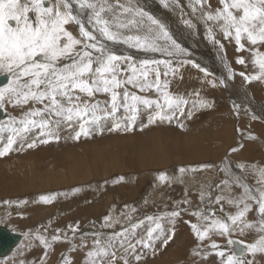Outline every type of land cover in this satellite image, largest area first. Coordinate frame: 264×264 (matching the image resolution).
Instances as JSON below:
<instances>
[{"label":"snow or ice","instance_id":"1","mask_svg":"<svg viewBox=\"0 0 264 264\" xmlns=\"http://www.w3.org/2000/svg\"><path fill=\"white\" fill-rule=\"evenodd\" d=\"M161 2L165 7L168 6L166 0ZM219 2L222 7L213 11L211 5L207 4V0H195L193 11L197 10L198 5L201 10V19L205 22H213L225 38L234 36L240 50L244 49V44L241 43L242 37H246L252 45L264 43V0H219ZM185 23L195 27L191 20ZM71 24L78 26L79 36L73 35V32L68 30L67 26ZM86 25H90L92 30H89ZM132 30H135V35L126 34ZM208 32L210 38L215 40L212 27L208 28ZM104 41L128 44L144 51L159 52L168 57L187 51L172 38L160 20L144 11L143 8L132 5L130 0L128 3L122 0H0V73L8 76L7 84L0 87V109L6 108L9 104L13 107H23L30 103L33 105L24 112L23 119L19 121L21 127L16 126L15 117H10L6 124H0V134L11 133L7 143L0 148V157L12 152L14 145L17 144V137L29 132L32 128L44 130L41 132L42 136L59 140V136L52 131V126H58L61 121H82L73 139L89 137L90 125L98 124L105 115L113 116L122 107L133 113L130 116L133 125L136 119L135 113L139 110L137 105L148 108L156 105L160 109L148 120V124L155 123L157 120L171 122L172 116L164 113L165 106L172 109L187 103L182 97H174L169 92L162 91V88H167L168 83L164 82L163 86L161 85L159 65L162 64L175 75L177 69L171 66V61L144 59L137 67L135 63H130L132 57L117 55ZM220 46L223 47V45ZM255 62L261 70L260 75L246 77V79L255 80L264 76V56L258 55ZM188 63L196 68L200 67L189 60L182 61L181 65ZM238 63L244 64L245 61L239 59ZM150 65L156 67L149 68ZM150 71L155 74V79L151 82L148 81ZM201 71L207 74L206 69ZM229 73L231 74V69ZM164 75H169V72L166 71ZM241 75L244 74L241 73ZM127 85L137 87L141 92L155 88L156 92L162 93L164 103L161 104L159 99L130 93L125 87ZM121 88H124L123 92L119 91ZM98 93L110 95V100L105 102L103 108L99 101L93 102V98ZM98 112H102L103 115H97ZM252 118L257 119L255 116ZM120 128L121 125L117 123L116 129ZM123 130L131 131L132 126L126 123ZM250 138L255 139V137ZM51 139H40L38 142L47 144L51 142ZM35 147H37L36 141L27 144L29 149ZM19 150H23V146ZM236 150L232 149V151ZM200 167L209 168L212 165L206 164ZM239 167L245 166L239 165ZM195 170L192 169V171ZM222 170L230 172L227 165ZM253 170L259 177L257 182L261 185L260 188L253 189L240 176L234 174H231V183L228 179L222 181V184L229 189L232 185H236L243 190L239 198H227L228 203L234 204L237 208L236 213L227 219L231 222V226L238 223L243 225L240 228L241 233L244 228L253 227L251 222L244 219L252 211V204L248 201H253L257 205L256 210L260 217L257 230L264 233V168L257 169L253 166ZM186 171L188 170L185 168L179 169L181 174ZM158 178L161 182L170 179L165 173H161ZM75 191L79 192L80 189ZM55 198V195H42L39 201L49 204ZM214 199L216 203H219L224 197L217 196ZM5 203L13 202L5 201ZM18 203L22 205L27 201ZM179 214V211H172L164 215L175 218ZM196 215L208 221L215 216V212H212L211 216L201 213ZM147 220L155 227L147 231L146 241L140 240L138 243L154 253V240L162 238L163 246H167L172 235L165 234L159 222L160 218L148 216ZM109 221L111 217L106 218L105 224L108 225ZM143 224V220L132 223L130 227L113 233L103 242L100 239H94L95 247L87 252L89 264H116L117 254L113 251L116 244L123 245L135 229ZM231 226L220 219H211V223L203 227L192 224L195 235L201 241L213 229H218L221 235H230L233 230ZM69 228L73 232L76 231V228L71 225ZM157 230L159 233L154 236ZM59 232L60 230L57 229L56 234L50 237L39 230L35 232V241H38L45 249L41 264H44L48 252L52 250L53 242L62 239ZM25 236L32 237L33 233H26ZM63 239L67 240L68 237L65 235ZM236 243L244 245L239 253L228 252L227 249L216 252L222 258V264H252V259L244 258L246 254L253 258L257 253L264 254V234L251 244L228 240L229 245ZM31 246L32 240L29 239L25 248ZM129 247L135 254V260H141L142 256L135 252L136 246L129 243ZM211 247L219 249L220 246L214 242ZM194 254L200 255V251L194 250ZM120 259L123 260V264H128L126 258L120 257ZM19 264H25V262L21 260ZM62 264H71V261L65 257Z\"/></svg>","mask_w":264,"mask_h":264},{"label":"rangeland","instance_id":"2","mask_svg":"<svg viewBox=\"0 0 264 264\" xmlns=\"http://www.w3.org/2000/svg\"><path fill=\"white\" fill-rule=\"evenodd\" d=\"M149 1L152 2V0H149ZM176 1L179 4H181L180 5L182 6L181 8H185L183 9V11L185 12L183 14L188 15L189 13L187 12L192 11L191 9L193 8L192 1L190 2L189 5H187L186 1H183V0L182 1L176 0ZM139 2L144 5L143 0L141 1L137 0V3L134 0H130V3L132 5H134L135 3V6L137 7L141 6L140 8H145V6H143ZM207 4L212 5L211 10L213 11L216 8L222 7L219 0H207ZM207 4L205 5V8H207ZM154 6L158 8V6L156 5ZM195 12L193 13V15H197L195 14ZM204 22L205 21L201 22L200 25L203 27H209V23L207 22L204 23ZM78 32L79 30L77 29V35L79 36ZM229 38L235 43L234 45L238 47V45L235 42L234 36L229 37ZM241 43L245 45H249V48H250L249 55L250 56H246L243 60L248 66L250 65L252 66L251 69H248V72H245V75H241V73L243 72H240L237 70L235 71V69L234 71L231 70V74L233 73L232 75L229 72H227V74L223 73L224 75L219 74V76L218 75L216 76V78H218L219 81L216 78H214L213 82L217 83L218 87H220L221 90L226 91L225 97H228L233 102V105L235 106V108L238 110V113L236 112V114H234L236 117L235 124L233 125L231 124L234 127V134L236 137V141L231 147H229V151L225 156L229 158L230 155L232 156L236 155V157L234 158L236 159V161H238V165L245 166L244 168H240L239 170V174H241L240 177H242L244 182L247 183L250 187H252L253 189H256V188H260L261 185L257 182L259 177L257 173L253 170V166H255L257 169L264 168V120L256 116L254 113L252 114L251 117H249L246 120V122H243L245 119L243 118V116L242 117L240 116L239 109L243 110L246 108L247 110H251V108L247 107V101L245 98H242L240 95H237L235 92H230L229 87L228 89L225 90V86L223 85V82H221L222 78L223 80L229 79L230 81H235V77L241 78V79H245L243 88L245 87L247 88V86L252 84V82L255 83V80L257 79L249 80V79H246V77L260 75L261 70L255 61L258 55L264 56V43H258L256 45H252L246 39V37H242ZM238 51L236 53L238 54L237 56L240 55ZM248 57H252V59ZM137 59H140V58H137ZM247 59L251 61L248 62ZM153 60H168V59L164 57V58H157ZM173 60L174 59H172V61ZM238 60H239L238 58L235 59V67L240 68L243 64L238 63ZM130 63H135L137 67H139L140 65V61L132 60L130 61ZM159 66H163V65L161 64ZM149 67H156V66L150 65ZM1 75H6V74L0 73V76ZM208 76L210 75L208 74ZM232 76L234 78H232ZM161 78L162 77L160 76V80ZM154 79H155L154 73H153L152 78L148 76L149 82L153 81ZM260 79L264 82V76H261ZM230 86H234L236 89L237 85L235 83H232ZM125 87L130 93H134L136 95L144 96V97L151 98V99H159L161 104L164 103V100L160 98V96H162V93L156 92L155 88H153L152 90L141 92L139 91L137 87H133L131 85H127ZM263 87H264V83L260 85L259 90H260L261 95L259 94L260 96L259 99H253L256 97L255 92H251L248 89H245V92H247L251 96V100L253 99L252 105L254 106L255 109H256L255 101L264 105ZM119 91L123 92L124 88L119 89ZM109 100H110V95L104 94V93H98L93 98V102L95 101L100 102L101 108H103L105 106V102ZM35 106L40 107V105H35ZM31 107H33L31 103L23 107H20V106L13 107L10 104L7 105L6 110L8 112V116L6 119L1 121L2 123L1 122L0 123L6 124L8 123L10 117H15L17 120L16 126L21 127V125L19 124V121L23 119L24 112L27 111V109ZM109 107H110V104H109ZM155 107L157 106L156 105L152 106V108H155ZM137 108L139 109L138 111L140 112L141 115H139L138 112H136L137 114L135 113L137 119H135L134 125L132 124V121L130 120V116L132 115V113H130L126 108H123V107L120 108L118 111L119 113H122V111L124 110L123 112H125L129 116V122H127V124L132 126L131 131L123 130V126L125 124H122V125L120 124L121 128L117 130L115 123H113V125L109 127H108V124L106 127H102V122L99 121L100 123L98 122L99 123L98 125L96 124V125L89 126L91 128V134L89 137L82 136L79 140H75L73 139V137L75 136L77 129H76V125H74L72 122H77L78 120H74L72 122L61 121L60 123H62V125H67L68 130L64 132H60V133H58L56 130L54 131L55 135L59 136V140L51 139L47 136H42L41 132L44 130L39 129V128H32L29 130V132L21 134V136H25V138H27V142L21 145L23 146V150H19L21 146L16 147L14 145V150L12 152H10L9 154L3 157H0V225H3L5 228H10V229L12 228L13 232L17 234L22 233V232L33 233L32 237H27L28 239L32 240V245L34 244L32 246L33 247L32 253L31 254L26 253L27 255L25 253H23L22 255L21 254L18 255V253L21 252L25 247L23 246L25 243L22 244L23 247L20 246V248L13 255L14 258L12 257L13 259L12 258H11L12 260L10 259L13 262L12 264H18L21 260H23L25 264H33V262H35V264L37 263L41 264V260L44 257L45 249L43 248L42 245L39 244L38 241H35L34 231L36 232L37 230H39L41 232H44L45 234V229H47L46 231L47 233L49 231H52V230L55 231L59 229L60 232L58 234L62 237L63 232H65L66 229H69L70 225L73 226V228H76V231H75L76 233L77 232L80 233V232H83L85 228H89L93 224V222H94V225L96 226L95 228L96 229L99 228L97 219L106 220L107 217H111V221H109V224L110 222L111 224L110 225L108 224L109 226L105 224L106 233L110 230L111 231L113 230V232L110 231L109 233H107L108 238L113 233L119 232L123 228L130 227L132 222L135 221L136 223H138L140 220H143L144 224L141 225L139 228L135 229L134 233H132L126 239V240H128L129 238L131 240L137 239L138 241L140 240L146 241L147 231L150 228L155 227V225L152 222L147 220V217L152 216L154 218H160L159 222L161 223L165 231V234L173 236L174 234L172 233H174L175 231L172 230L173 232L171 231L172 232L171 233L169 232V230L175 227L174 229L177 232L182 231L186 233L187 237L190 239L192 235L193 237L191 239L192 245L190 244L191 246L187 249L188 256L192 255L191 257L198 258L199 260H201V258L203 260H206L208 256H210V254L212 253L211 256L213 255L216 256L214 260L216 264H222V258L216 254V251H214L215 249L211 248V245L214 243V241L216 244H218L217 242H219L220 243L219 245H221L222 243L225 246L228 245L229 239H233V240L237 239L238 241H243L245 244H251L255 242L260 237V235L264 234L257 230L258 221L260 219L259 214L257 213V210H256L257 205L253 201H248V203L252 204V211H250L244 219L253 224L252 228H244L243 233H241L240 228L243 227V225H240L238 223L235 226H231L230 224L231 228L233 229L230 235H227V234L221 235L218 229H213L215 230V232L213 233L210 231L211 233L209 234H211V236L208 234V237L210 236L209 240L207 237L203 241L199 240L197 236L195 235L191 225L194 223H197L198 225L199 223V225L203 227L211 223V220H208V222L202 219L199 220L198 216L196 215V212H198L197 209L200 208V209H203V211H205L206 209H209V207L204 206V204L202 203L200 196H199L200 187L198 185H197L198 187L197 186L193 187V188H197L196 190L197 192L194 191L195 193L194 192H192V194L190 193V195H192L193 198L192 197L188 198L187 194L185 196L186 189L182 187L184 185L183 183L186 182L187 180H188L187 181L188 184L191 182L194 183L196 182V179H197L196 183L200 184L201 182H203L202 179H204L205 181H209L208 179L207 180L205 179L206 174H208L209 178L210 177L212 178L211 174H214V171H215V174L217 172V175L219 174L218 175L219 179L217 180V182L215 180L212 181L211 188L216 187V190L218 192L216 197L224 196V199H221L219 203L217 204L214 202L213 207L217 208V210L220 212L218 213V215L216 213L215 214L216 217L214 216L212 218L220 219V220H222V218L223 219L226 217L228 218L230 215H234L237 211V208L234 204L228 203L226 196L232 197V198H239L243 190L236 185H232L231 188L229 189L228 187L222 184V181L225 180L226 176L221 172L220 169H217V167L222 166L223 164L222 162L225 160L221 162H215L213 160L208 159L205 161L190 162L189 158H185V160H183L184 158L180 152H172V151L167 152L165 150L163 153H161L162 158L164 159V164L162 166H158L155 168L153 166L149 168L142 167L141 162L144 156L141 155L140 157L139 156L140 152H137V151L135 152L133 151V149L136 145L140 143L141 144L144 143L143 141H145L149 135L145 134L141 126H138L137 121H140L141 119H143L144 114H145V116L148 118L147 121L145 122L146 125H153L155 128H153L152 131L159 132L162 135L160 136V139L162 141H164L165 138H167V139H170L169 142H171L172 144L173 143L179 144V141L181 140V137L183 135L181 132V126L183 127V125H182V122H180V120L184 116H187L186 120H189L191 115H193V111L187 110L188 109L187 103L181 105L179 107L180 109L173 108L174 111L168 110V108L165 106L164 113L172 116L171 122H168V121L162 122V121L157 120L155 123L148 124V120L153 115H155L157 111L154 113H150L151 111L150 109L152 108H148L144 105H137ZM97 115H103V113L98 112ZM253 116L257 117V119H253L252 118ZM107 117L109 116L105 115L103 116L101 120ZM71 124H73V126H71ZM55 126L56 125H53L52 129ZM157 126H160V127H157ZM220 128H222L221 125L219 127L215 126L213 133L210 135L207 134V136H210L209 137L210 140L214 138L213 136L217 135L216 133ZM2 134L5 135V138H3V140H5L8 138L6 136H9L8 134H11V133L5 132ZM2 134H0L1 139H2L1 137ZM250 137H255V139H252ZM40 139H51V142L47 144H40L38 142ZM258 139H259V142H258ZM33 141L37 142V147L31 148V149L27 148V144ZM233 148L237 150L232 151ZM104 151L106 152L104 153ZM76 154L81 155V157L84 156L87 159V161L89 160V170L87 172L86 171L84 172L82 170L81 165L79 164L75 165L74 160H75ZM94 154L104 155L103 157L104 161L100 160L94 166V162L91 159L92 155ZM241 161L243 163H241ZM30 163L32 165H30ZM206 164L212 165V167H209V168L200 167ZM216 165L217 167L214 168ZM180 168H185L190 172L186 171L185 173L182 174L183 176L182 179H179L178 182L175 181V183H172L170 179L171 178L173 179V176L177 175ZM192 169H196V170L193 171L192 173ZM161 173H165L170 178L166 182H161V187L159 188L161 190V193H160L161 198L160 197L158 198V196L150 197V202H152V204L150 202H147L143 210H138V209L133 208V206L138 205V203L141 202L142 197L144 198L147 195L148 191L153 186H155L154 185L155 183L152 182V180L154 181V178H155L154 176H159ZM18 174L21 175V178H19ZM195 174H198V175H195ZM195 176H197V178ZM121 177H123V179H120ZM189 178L195 179L194 182L193 180L191 181ZM18 181L20 184L18 188L19 192L17 193L12 192V191L10 192V190H12L11 188L13 187V184ZM208 183L210 184V181ZM30 184H33L32 187L27 189ZM21 188H22V191H21ZM33 188L35 189L32 190ZM75 189H80V191L77 192L75 191ZM134 193H136V195ZM207 194H211V193H207ZM42 195H55L56 198L55 200L52 201V203L45 204L39 201V197ZM110 196L112 197V200L108 201V198ZM5 201H12L13 203L7 204L5 203ZM19 201H27V203L21 205L18 203ZM108 202H110L108 210L103 211L105 208L104 206ZM186 202L188 203L187 205H186ZM202 205L203 207H201ZM90 208H93V211L89 212L86 210ZM173 209L174 211L175 209L179 210V213H180L178 216L179 218L178 217L172 218L170 216L164 215L165 213L172 212ZM84 210L86 211L83 212ZM126 211H128L127 214H125ZM203 211L198 212V213L202 214ZM98 212H99V215H97ZM131 212L133 215L131 214ZM160 213H161V216H160ZM126 217L127 218L131 217V218H128L127 220ZM105 220H104V223H105ZM183 222H185L186 225ZM176 224L179 225V227ZM158 233H159V230H157V233H154V236L158 235ZM137 235L140 238H138ZM214 237H216L217 240L219 241H216ZM212 238H213V241H212ZM137 240H135L136 242L135 252L137 250L136 253H138L140 248H142V253L141 254L139 253L142 256V259L139 261L135 260V254L133 253L132 249L129 247L128 252L131 253V256H128V255L126 256L127 257L126 259L128 260V264H148L151 261L155 260V256H156L155 254L162 252L165 248L162 242L160 243V241H162V238L160 240H154V248H155L154 253L151 249H148V248L143 249V246L140 243H138ZM210 240L212 243L210 242ZM198 243L199 244L202 243V244L199 245ZM84 245L90 246L92 249L95 247L93 243L81 241L80 239H76L74 242L73 241L66 242V240H64L62 237L60 241L53 242L52 250L48 252V256H47L48 258L44 260V264H50V263L51 264H59V263L62 264L63 257H64L63 254L65 253H66L65 254L66 258L69 257L68 259L72 261L71 262L72 264H77L79 262L75 258L76 251L83 248ZM69 246L70 247L73 246V248H75V251L72 250L74 253L72 251L71 253L69 252L70 251ZM202 247L205 250H207V252H204L205 250ZM195 249L196 250L198 249L200 251V256L194 254ZM16 254L17 256H15ZM53 256L55 257V259H53L54 261L52 260ZM251 259H252V264H257V262L258 264H261V263L264 264V254L257 253L255 257L254 258L251 257ZM10 260L8 259L2 260L0 258V264H8V261ZM86 263L87 262L84 260L83 263L81 262L80 264H86ZM116 264H123V261H120L119 257H117Z\"/></svg>","mask_w":264,"mask_h":264},{"label":"bare ground","instance_id":"3","mask_svg":"<svg viewBox=\"0 0 264 264\" xmlns=\"http://www.w3.org/2000/svg\"><path fill=\"white\" fill-rule=\"evenodd\" d=\"M134 1L137 3V0H134ZM139 1H141V0H139ZM180 1H182V0H180ZM183 1H186L187 5H189L191 1L193 2V4H195V0H183ZM122 2L128 3L129 0H122ZM143 2H144V5L142 3H140V2L139 3L142 4L143 6H145V8H143L144 11L148 12L150 15H152L155 18H157L158 20H160L166 26V28L169 31V33L171 34L172 38L182 48L187 50L186 53H182V54L174 55L172 57H168L167 55L159 53V52L144 51V50H141V49H138V48L131 47L128 44L112 43V42H109V41H104V42L117 55L130 56V57H132V60H134V61H142L144 59L153 60V59L164 58V57L167 58L168 60H170L171 61V66L176 68L177 71H176L175 75H173V74H171L169 69H166L164 66H159V71L162 74L161 75L162 78L160 80L161 81V85L163 86L164 82L168 83L167 88L166 89L162 88V91L163 90L167 91V92H169L170 95H172L174 97H182L184 100H186L187 104H188V109L187 110L188 111L192 110L193 111V115H191L189 120H186L187 116H184V117L181 118L180 122H182V125H183V127L181 126V132H182L183 135L181 137V140L179 141V144H176V143L172 144L171 142H169L170 139H167V138H165V140L162 141L160 139V136H162V135L159 132H153L152 131V129L155 128L153 125H146L145 122L147 121L148 118L144 114V118L141 119L140 121H137V124H138V126H141V128L144 130L145 134H148L149 136L147 137V139L145 141H143L144 143H142V144L140 143V144L136 145L134 147L133 151L140 152L139 153L140 157H141V155L144 156V158H143V160L141 162V166L144 167V168H149V167H152V166L155 168V167H158V166H162L164 164V159L162 158V154L161 153H163L165 150L167 152H169V151L180 152L181 155L184 158L183 160H185V158H189L190 162L205 161V160H208V159L213 160L215 162H221V161L225 160V161L222 162L223 163L222 166L217 167V165H216L214 168L217 167V169H220L221 172L226 176L225 179H228L231 182V179H232V175L231 174H234L235 176H241V174H239L240 167L238 165V161H236V159L234 158V157H236V155L235 156L230 155L229 158H227L225 156L228 153V151H229V147H231L236 141V137H235V134H234V127L232 125L235 124L236 117H235L234 114H236V112L238 113V110L233 105V102L228 97H225L226 91L221 90L220 87H218L217 83L213 82V80H214V78H216L217 75L219 76V74H222V75H224L223 73L227 74V72H229V69H231L233 71L235 69V71L237 70V71L243 72V74L245 75V72H248V69H251L252 66L251 65L248 66L246 63H244L240 68H237V67H235V59L236 58L244 59L246 56H250L249 55L250 54L249 45H245L244 44V49L240 50L239 46L236 47L234 45L235 43L230 38H225L224 37V35L220 31L219 27H217L213 22L208 21L207 23H209V27H212V29H213L212 35L215 37V40L210 38V35H209V32H208V28L209 27H203V26L200 25L201 22H203L205 20L201 19V10H200L198 5L196 6L197 10L195 12V14H197V15H193V13H194L193 12V8H191L192 9L191 12H189L187 10L188 11L187 13H189V14L185 15V14H183V13H185L183 11V9H185V8H181L182 7V6H180L181 4H179L176 0H166V3L168 5L167 7H165L164 3H162L161 0H152V2L149 1V0H143ZM193 4H192V7H193ZM134 5H135V3H134ZM154 5L158 6V8H156ZM139 7H141V6H139ZM188 20H191L192 23L195 25V27H190L188 24H186L185 21H188ZM204 23H206V22H204ZM67 27H68L69 31L73 32V35L78 36L77 35V29L79 30V28H78L77 25L71 24V25H68ZM86 27H89V30H92L90 25H86ZM126 34L135 35L136 32H135V30H132L130 32H126ZM220 45H223V47L221 48ZM238 49H239V51H238ZM237 51L240 53L239 56H237L238 54H236ZM137 58H140V59H137ZM222 58H223V60H222ZM248 58L252 59V57H248ZM172 59H174V60L172 61ZM184 60L194 61L196 64L200 65V67L196 68L191 63L182 64L181 65V62L184 61ZM250 61L251 60H248V62H250ZM149 68H153V67H149ZM201 69H206L207 70V74L204 71H201ZM166 71L169 72V75H167V76H165L163 74ZM149 73H150L149 77L152 78L153 77V72L150 71ZM208 74L210 76H208ZM237 77H239V76H237ZM232 78H234V77L232 76ZM211 79H212V81H211ZM216 79L218 80V78H216ZM221 82H223V85L225 86V90L228 89V87H229V91L230 92H235L237 95H240L242 98H245L246 101H247V107L251 108V110H247L246 108L243 109V110L239 109L240 116L241 117L243 116V118L245 119L243 122H246V120L249 117H251L252 114H254V113H255L256 116H258L259 118H262L264 120V105L261 104V103H258L257 101H255L256 109L252 105V102H253L252 100L253 99H259L260 98V96H259V94H260V90H259L260 89V85L264 83L261 79L255 80V83L252 82V84L248 85L247 88L246 87L243 88V84L245 83V79H241V78H236L235 77V81H230L229 79H224L223 80V78H222ZM232 83H235L237 85L236 89H235L234 86H230ZM245 89H248L251 92H255V96L256 97L259 96V97H257V98L255 97V98H253L251 100V96L247 92H245ZM263 89H264V87H263ZM160 98L163 99V95L160 96ZM202 104H206L208 106L202 107L201 106ZM0 110H2L3 115H4L3 120L6 119L7 116H8V112H7L6 108L0 109ZM150 110H151L150 113H154L156 111H160V109L158 107L152 108ZM168 110L174 111L173 108L172 109L168 108ZM123 111H122V113L118 112V113H115L113 116H109V117H107V118H105L103 120H100V122H102V127H106L107 124H108V127H109V126L113 125V123H115V124L119 123V124L122 125V124H126L127 122H129V116ZM138 113H139V115H141L139 111H138ZM132 115H133V113H132ZM81 122L82 121H80V120H78L77 122H72L74 125H76L77 131L79 130V124ZM73 124H71V126H73ZM59 125L60 126H55L52 129V131L54 132L56 130L58 133H60V132H64V131L68 130L67 129V125H62V123H60ZM220 125L222 126V128H220L217 131V133H216L217 135L213 136L214 138L210 140L209 139L210 136H207V134L208 135L212 134L213 131H214V127L215 126L219 127ZM157 127H160V126H157ZM243 129H245V128H243ZM205 132H207V133H205ZM8 135H10V134H8ZM1 137H2V139L0 138V148H2L4 146V144L7 143V139L3 140V138H5V135L2 134ZM6 137H8V136H6ZM25 139H26V141H25ZM25 142H27V138H25V136L17 137V144L15 146L19 147V146L25 144ZM258 142H259V139H258ZM261 142H263V141H261ZM105 152L106 151H104V153ZM103 157H104V155H102V154H94V155H92L91 159L94 162V166L100 160L104 161ZM74 163H75V165H77V164L81 165L82 166L81 168H82V170L84 172L85 171L87 172L89 170V160L87 161V159L84 156L81 157V155H77L76 154ZM103 163H105V162H103ZM241 163H243V162L241 161ZM30 165H32V164L30 163ZM225 165H227L229 167L230 172H226V171L222 170ZM187 172H190V171H187ZM192 173H193V171H192ZM18 175H19V178H21V175L20 174H18ZM22 175H23V173H22ZM195 175H198V174H195ZM211 175H212V178L211 177L209 178L208 174H206V177H205L206 180L208 179L210 181V184L208 183L209 181H205L204 179H202L203 182L199 181L201 183L197 184L196 183L197 179H196V182H194L195 179H190V178L189 179L191 181L193 180L194 183L191 182V183L188 184V182H187L188 180L185 178L187 181L184 182L183 183L184 185L182 186V187H184L186 189V191L184 190L186 192L185 196L187 194L188 198L192 197V195H190V193L192 194V192H194V191L197 192L196 191L197 188H193L194 186L198 185L200 187L199 188L200 199H201L202 203L204 204V206L209 207V209H206L205 211H203V209L199 208L200 210L197 209V211L198 212H202L203 211L202 214L203 215H208V216H211L212 212H215V214L217 213V215L220 212V211L217 210V208L213 207V204L215 202L214 198L216 197L218 192L216 190V187H214V188L212 187L211 188L212 181L215 180L217 182V180L219 179V176H218L219 174L217 175V172L215 174V171H214V174H211ZM154 177H155L154 181L152 180V182L155 183L154 184L155 186H153L148 191L147 195L144 198L142 197L141 202H139L138 205H134L133 208L138 209V210H143V208L145 207L146 203L150 202V197H154V196L155 197L158 196V198L160 197L161 190L159 188L161 187V181L158 178L159 176H154ZM182 177H183L182 174L180 172H178L177 175L173 176V179L172 178L170 179V181L172 183H175V181L178 182L179 179H182ZM195 177L197 178V176H195ZM203 177H204V175H203ZM32 185L33 184H30L27 189L32 187ZM19 186H20L19 181L14 183L13 187L11 188L12 190H10V192L11 191L15 192V193L19 192L18 191ZM34 189L35 188H33L32 190H34ZM213 189H215V190H213ZM21 191H22V188H21ZM167 192H169V191H167ZM207 193H211V194H207ZM134 194L136 195V193H134ZM202 194H203V198H202ZM226 198H228V197L226 196ZM109 200H112L111 196L108 198V201ZM180 200H181V198H180ZM150 203L152 204V202H150ZM187 204L188 203L186 202V205ZM109 205H110V202H108L104 206L105 208H104L103 211H107ZM201 207H203V205ZM168 208H169V206H168ZM86 210L91 212V211H93V208L86 209ZM86 210H84L83 212H85ZM176 210H178V209H175V211ZM173 211H174V209H173ZM89 212H87V213H89ZM102 212H101V214H102ZM127 212L128 211H126V213L125 212L124 213L127 214ZM198 212H196V213H198ZM131 214H132V212H131ZM97 215H99V212L97 213ZM112 215H113V213H112ZM114 216H115V214H114ZM160 216H161V213H160ZM145 217H147V216H145ZM128 218H131V217H128ZM128 218H127V220H128ZM198 218H199V220H201L200 216H198ZM211 219H215V218L211 217ZM104 220H102V219L98 220L97 219L98 225H99V228H97V229L95 228L96 226L94 225V222L89 228H85L84 231L82 230L83 232L79 231L80 233L73 232L70 228L66 229V231L63 232L62 237H64L65 235L68 237L66 242H72V241L74 242L76 239H80L81 241H85V242H88V243H93L94 239H100L102 242L106 241V239H108L107 233H109L111 230L106 233V225L104 223ZM90 221H92V220H90ZM222 221H225V222H228L229 224H231V222L227 219V217L224 218V219L222 218ZM132 223H136V222L134 221ZM183 223L185 224V222H183ZM110 224H111V222H110ZM194 224H197V223H194ZM203 224H204V222H203ZM109 225H107V226H109ZM198 225H199V223H198ZM177 226L179 227V225H177ZM177 226H176V228H177ZM0 227H4V226L0 225ZM114 227H116V226H114ZM174 228L169 230V232H171L172 230L175 231L174 233H172L173 231L171 232L174 235L172 236L170 242L167 244V246H165V248H164V250L162 252H159L158 254H155L156 255L155 256V260L151 261L148 264H216V262L214 261L216 256L215 255L211 256L212 253L210 254V256H208V258L206 260H203L201 258L202 261L199 260L198 258L191 257L192 255L188 256L187 255V253H188L187 249L192 245L191 244V239L193 237L191 235V239H190V238L187 237L186 233H184L182 231L181 232H177ZM7 229H9L12 233H15V232H13L12 228H11L12 230L10 228H7ZM182 230H183V228H182ZM188 231H189V229H188ZM111 232H113V230ZM211 232L214 233L215 230H213ZM211 232H209V233H211ZM22 233H18V234H20L22 236L21 243L16 245L13 248V251L8 256H6L4 258H1L2 260H4V259L10 260L13 257V255L15 254V252L20 248V246H22V244L25 243L23 246L28 244L29 239L26 238V236H25L26 232L25 233L22 232ZM34 234H35V231H34ZM53 234H56V230L55 231L54 230L49 231L48 233L45 232V235L48 236V237H50ZM249 234H251V233H249ZM209 235L211 236V234H209ZM209 237L207 236L208 240H209ZM138 238H140V237L138 236ZM214 239L216 241H219V240H217L216 237H214ZM135 240H137V239H132L131 240L129 238L128 240L124 241L123 245H121L119 243L116 244V247L113 249V251L116 252L117 257H119L120 261H123L122 259H120V257L127 258L126 257L127 255L131 256V253L128 252L129 251V243L135 244V246H136ZM212 241H213V238H212ZM233 241H238V240L234 239ZM161 242L162 241H160V243ZM199 242H201V241H199ZM210 242H211V240H210ZM205 243H206V241H205ZM217 243H218L217 245L220 244L219 242H217ZM200 244H202V243H200ZM32 246L30 248H25L24 247V249L21 252H19L18 255L19 254L22 255L23 253L31 254L32 253V249H33ZM219 246H220L219 249H215L214 251L217 252L218 250L227 249L228 252L236 251L237 253H239L244 247V245L241 244V243H236V244H233V245H229L228 244L227 246H225V245H223L221 243V245H219ZM67 248H68V246H67ZM199 248H201V247H199ZM72 249H73V246H71V247L69 246V250H70L69 252L70 253H71ZM143 249H144V247H143ZM90 250H92V248L90 246L84 245L83 248H81V249L76 251L75 258L79 262L77 264H80L81 262L83 263L84 260L87 262L86 264L89 263V259L87 257V252L90 251ZM73 251H75V250H73ZM136 252H137V250H136ZM204 252H207V250H205ZM139 253L140 254L142 253V248H140V250L138 251V254ZM65 254H63V256H64L63 259L66 257ZM68 255H69V253H68ZM15 256H17V254ZM244 258L245 259H251V257L248 254H246ZM53 259H55L54 256L52 257V260ZM57 259H59V258H57ZM11 260L8 261V264H12L13 263ZM219 260H220V258H219ZM14 263H16V262H14ZM59 264H61V263H59ZM257 264H258V262H257Z\"/></svg>","mask_w":264,"mask_h":264},{"label":"water","instance_id":"4","mask_svg":"<svg viewBox=\"0 0 264 264\" xmlns=\"http://www.w3.org/2000/svg\"><path fill=\"white\" fill-rule=\"evenodd\" d=\"M8 82L7 75L0 76V87H4ZM3 112L0 110V121L3 120ZM22 236L17 233H12L9 229L5 227H0V258L8 256L13 248L21 243Z\"/></svg>","mask_w":264,"mask_h":264}]
</instances>
